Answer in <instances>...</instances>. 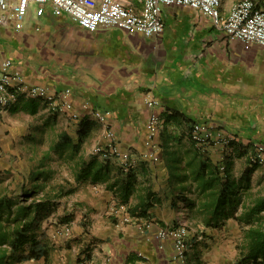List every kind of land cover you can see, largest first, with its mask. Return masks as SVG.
<instances>
[{"label":"crops","instance_id":"1","mask_svg":"<svg viewBox=\"0 0 264 264\" xmlns=\"http://www.w3.org/2000/svg\"><path fill=\"white\" fill-rule=\"evenodd\" d=\"M122 1L136 9L142 6L141 0ZM236 1L224 0L225 15ZM257 1L264 7V0ZM35 8L33 4L20 29L17 19H0V69L11 59L27 86H42L46 93L71 88L82 115L83 102L110 112L120 149L135 154L137 175L123 203L126 172L119 173L117 159L109 162L92 153L94 146L107 142L104 125L94 118L53 115L44 98L24 94L2 112L4 193L16 196L36 186L41 190L30 199L46 193L50 189L42 179L48 182L53 171L41 169L54 160L57 167L56 157L70 153L71 175L52 185L71 190L57 200L71 199L77 205L61 219V229L69 223L72 234L61 236L48 225L56 209L48 222L45 218L42 239L50 254L42 257V264H78L82 258L90 264H183L173 259L171 238L158 235L161 226L179 223L189 228L187 264H242L243 258H251L249 231L264 230V208L255 210L264 207V168L258 165L249 178L244 175L254 144H264V48L229 35L209 15L183 5H164V30L152 36L119 27L93 31L50 6L42 15ZM148 98L157 103L151 107ZM152 113L163 122L155 139L147 127ZM84 118L95 124L78 146ZM195 122L214 123L235 140L202 149L190 136ZM154 144L159 160L147 155ZM38 153H44L42 163L34 170ZM92 162L95 169L89 173ZM224 165L235 187L228 197L232 203L217 211ZM100 168L101 179L96 180ZM114 201L147 217L123 223L119 213H111Z\"/></svg>","mask_w":264,"mask_h":264},{"label":"built area","instance_id":"2","mask_svg":"<svg viewBox=\"0 0 264 264\" xmlns=\"http://www.w3.org/2000/svg\"><path fill=\"white\" fill-rule=\"evenodd\" d=\"M224 0H141V8H134L122 0H0V19L8 17L17 19V28L23 27L22 19L28 14L32 5L36 6V14L42 15L47 6L57 14L66 13L90 30L108 29L119 27L128 32H139L152 36L163 32L164 20L162 11L164 5H183L200 10L209 15L213 23L229 35L245 42L256 43L264 48V7L257 0H237L231 7L229 14L223 13ZM44 98L48 111L53 115H68L74 120L87 116L98 120L105 128V144L93 147L92 153L104 159L115 158L124 172H128L134 163L133 152L124 153L119 146L116 131L109 120L110 112L93 110L88 102L81 104L82 111L75 107L73 91L66 88L61 91L46 93L42 86H27L24 76L13 67V61L6 59L0 69V114L17 102L21 95ZM148 105L153 107L157 102L146 99ZM163 122L160 117L152 113L147 122L149 137L155 139ZM191 139L202 149L212 144L229 146L235 137L226 135L214 123L195 122L190 129ZM158 145H152L147 155L154 160H159ZM250 161L264 168V144H254V152ZM224 169V166L222 167ZM111 213L123 223L140 220L133 215L126 204L114 201ZM149 226L150 223H145ZM64 234H72V226H64ZM158 235L162 240L171 238L173 241V259L187 264L190 249L189 228L184 223L161 226ZM78 264H90L87 258H82ZM250 264H264L263 261Z\"/></svg>","mask_w":264,"mask_h":264},{"label":"trees","instance_id":"3","mask_svg":"<svg viewBox=\"0 0 264 264\" xmlns=\"http://www.w3.org/2000/svg\"><path fill=\"white\" fill-rule=\"evenodd\" d=\"M95 122L84 118L79 123L78 133L79 142L78 146H81L86 137L89 135ZM65 134L63 136L65 145L69 146L70 139ZM47 158V157H46ZM107 161H111L107 159ZM250 161V158H249ZM247 169L244 177L249 178L251 172L258 166V164H252ZM92 167L95 169V163L92 162ZM119 173L124 172L121 167L118 169ZM223 176V188L220 191L219 200L215 204L217 211L225 210L227 204L232 203L228 199L232 189L235 187V181L231 179L227 172V166L224 165ZM92 173V172H91ZM215 176L220 178V170L214 172ZM95 179H101L102 168L95 171ZM127 174V182L123 188L121 198L123 203L128 202V198L137 181V175L133 172V168L130 169ZM37 178L42 176V172L35 175ZM82 176H85L83 174ZM44 186H42V190ZM40 186H36V189L29 191H23L16 196L4 193V190H0V264H12L15 261L25 260H40L42 257L46 259L50 254V247L43 242L40 236V229L45 218L49 217L56 209L57 199L66 193H70L71 190H65L64 186L58 188L53 187L46 193H42L41 198H35L32 202H28L31 196H34L40 191ZM264 207L259 205L255 210H261ZM133 215L139 217H147L145 212L131 211ZM228 217V214H226ZM249 237L251 239L250 251L252 253L251 258L242 259V264H249L252 262H259L262 258L264 262V230L262 228H252L249 231ZM249 259V260H248Z\"/></svg>","mask_w":264,"mask_h":264},{"label":"rangeland","instance_id":"4","mask_svg":"<svg viewBox=\"0 0 264 264\" xmlns=\"http://www.w3.org/2000/svg\"><path fill=\"white\" fill-rule=\"evenodd\" d=\"M43 154L44 153H38L36 160L33 162V169L34 170H35V168L37 166L41 165V163H42L41 162L42 161L41 158H42ZM53 156H56V155L52 154L50 159H52ZM69 157H70V153H67V155L65 157H63V158H61L60 156H59V158L56 157L57 162H56L55 166H57V167H55V168L53 167L54 163L56 161V160H54V161L50 162V164H49L50 166L49 167H46L45 169H41V171L44 170V172L45 171H50V170L53 171V173L51 175V178L49 180L50 182L49 181L47 182V180L44 179V178L42 179V184L45 183L47 185H50V186L46 185L47 189L51 190L53 188L52 184L55 181H59L60 179L65 178V177L67 178V177H69L71 175V167H70L71 166V159H69ZM54 158L55 157H53V159ZM60 164H62V165H60ZM2 187L3 186L0 187V190H5ZM19 194H21V193L19 192ZM41 196L42 195H39V196H37V198H41ZM33 199H30L28 202H32ZM76 207H77L76 203L74 201H72L71 199H67V200L63 199L61 201L58 200L57 203H56V214H55V216H52L53 222L48 224V225H54V227L56 228V229L54 228V230H56V232H58V234H60L61 236L65 235L64 234V230H63L64 226H63V229H61V226H62L61 225V219L65 215V213L73 212V210ZM46 221H47V218H46ZM46 221L44 222L45 224H47ZM39 232H40V236L42 237V228L40 229ZM55 235H57V233H55ZM12 264H42V259L41 260L15 261V262H12Z\"/></svg>","mask_w":264,"mask_h":264}]
</instances>
